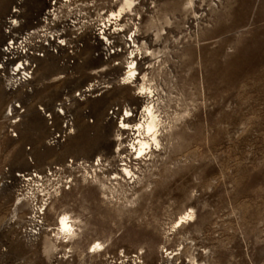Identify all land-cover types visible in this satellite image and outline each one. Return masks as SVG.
Masks as SVG:
<instances>
[{
	"label": "rangeland",
	"instance_id": "obj_1",
	"mask_svg": "<svg viewBox=\"0 0 264 264\" xmlns=\"http://www.w3.org/2000/svg\"><path fill=\"white\" fill-rule=\"evenodd\" d=\"M123 1L65 9L85 23L73 48L23 88L0 82V264H264V0H134L110 18ZM14 5L0 0V44ZM45 8L26 0L20 28ZM146 106L159 145L138 155Z\"/></svg>",
	"mask_w": 264,
	"mask_h": 264
},
{
	"label": "built area",
	"instance_id": "obj_2",
	"mask_svg": "<svg viewBox=\"0 0 264 264\" xmlns=\"http://www.w3.org/2000/svg\"><path fill=\"white\" fill-rule=\"evenodd\" d=\"M26 0H14L15 5L10 16L4 22V41L0 44V82L8 92H14L28 85L36 69V62L48 54H57L73 48V42L84 29V21L78 14L65 17V9H75L79 0H44L46 8L29 28L21 29L16 17L20 14ZM71 1V2H70ZM77 6V7H76ZM96 29L97 36L106 35L104 25ZM109 28V26H108ZM108 32V31H107ZM102 38V37H101ZM100 38V39H101ZM87 88L82 94L89 93ZM78 94L76 97H79ZM14 113H18L19 105H15ZM59 112L65 116L64 130H70L73 118L65 114V103L59 104ZM13 106L9 114H12ZM19 112L23 113V110ZM50 118V115L46 114ZM60 136L54 137L57 142ZM34 228V233H37ZM104 264H146L139 253L121 252L105 258Z\"/></svg>",
	"mask_w": 264,
	"mask_h": 264
},
{
	"label": "bare ground",
	"instance_id": "obj_3",
	"mask_svg": "<svg viewBox=\"0 0 264 264\" xmlns=\"http://www.w3.org/2000/svg\"><path fill=\"white\" fill-rule=\"evenodd\" d=\"M133 2H134V0H124L122 5L120 6L119 10L116 11V13H114V12L111 13L110 18L117 19L118 17H120L123 14V12H125V10H129L132 8ZM137 75H138L137 64L132 58L131 61H129V63H128V67H127V70L125 72V77L123 78L124 84H128L130 81L136 80ZM141 89L140 90L142 92L145 91L144 94H146V91H148V89L144 85H142ZM126 115L129 117L130 114L128 112H126ZM142 115L144 117V120L142 122L140 121V122L136 123L133 126V128H131L130 125H128V124L122 123V129L124 131L125 130L129 131L130 128L132 129V131H134V134H133L134 138L132 139L131 145L135 149L136 153H138V155H143L147 150L153 149L154 146L159 145V137H158L159 130H158V128H159L160 124H159L158 117L153 110V107L146 106L142 112ZM145 135L148 137V139ZM122 172L125 176H132V174H133L127 165H124ZM188 216H190V215H188ZM182 219L183 218H181V221H182ZM60 227H61L63 232L71 233L73 227L69 223V219H68L67 214H64L61 217ZM98 248H101V245L99 243H97L94 246V249H98Z\"/></svg>",
	"mask_w": 264,
	"mask_h": 264
}]
</instances>
